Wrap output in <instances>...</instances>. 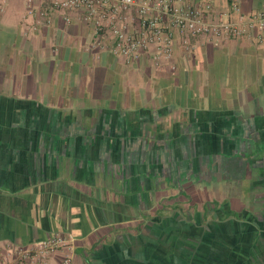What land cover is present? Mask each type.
<instances>
[{"label": "crops", "instance_id": "1", "mask_svg": "<svg viewBox=\"0 0 264 264\" xmlns=\"http://www.w3.org/2000/svg\"><path fill=\"white\" fill-rule=\"evenodd\" d=\"M233 1L264 9L214 12ZM26 3L0 0V246L60 235L74 264H264V44L197 37L128 62L76 13L29 33Z\"/></svg>", "mask_w": 264, "mask_h": 264}, {"label": "built area", "instance_id": "2", "mask_svg": "<svg viewBox=\"0 0 264 264\" xmlns=\"http://www.w3.org/2000/svg\"><path fill=\"white\" fill-rule=\"evenodd\" d=\"M215 0H45V7L35 9L27 0L26 14L33 19L28 32L46 23L48 11L71 14L92 26L95 36L109 40L111 52L135 62L149 56L153 65L169 62L176 42L185 53L192 51L191 40L207 42L248 40L264 44V9L246 14L233 1L229 12H214ZM1 9V6H0ZM72 240L55 235L29 250L0 246V264H48L59 255L57 264H74Z\"/></svg>", "mask_w": 264, "mask_h": 264}]
</instances>
